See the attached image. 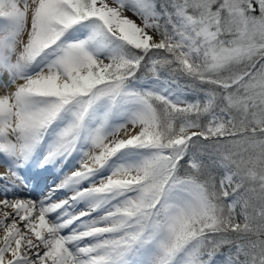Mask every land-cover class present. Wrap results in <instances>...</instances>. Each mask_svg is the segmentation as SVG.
Here are the masks:
<instances>
[{
  "label": "snow or ice",
  "instance_id": "obj_1",
  "mask_svg": "<svg viewBox=\"0 0 264 264\" xmlns=\"http://www.w3.org/2000/svg\"><path fill=\"white\" fill-rule=\"evenodd\" d=\"M0 264H264V0H0Z\"/></svg>",
  "mask_w": 264,
  "mask_h": 264
},
{
  "label": "rangeland",
  "instance_id": "obj_2",
  "mask_svg": "<svg viewBox=\"0 0 264 264\" xmlns=\"http://www.w3.org/2000/svg\"><path fill=\"white\" fill-rule=\"evenodd\" d=\"M27 175L30 177V183L34 186L33 190L35 189L33 193L29 194L37 198H39L42 191L46 192L48 187L56 180V175L52 170L33 169ZM49 179H53V181L48 182Z\"/></svg>",
  "mask_w": 264,
  "mask_h": 264
},
{
  "label": "bare ground",
  "instance_id": "obj_3",
  "mask_svg": "<svg viewBox=\"0 0 264 264\" xmlns=\"http://www.w3.org/2000/svg\"><path fill=\"white\" fill-rule=\"evenodd\" d=\"M35 190V189H34ZM34 190L33 191H31L32 193L34 192Z\"/></svg>",
  "mask_w": 264,
  "mask_h": 264
},
{
  "label": "trees",
  "instance_id": "obj_4",
  "mask_svg": "<svg viewBox=\"0 0 264 264\" xmlns=\"http://www.w3.org/2000/svg\"><path fill=\"white\" fill-rule=\"evenodd\" d=\"M143 74V73H142Z\"/></svg>",
  "mask_w": 264,
  "mask_h": 264
}]
</instances>
